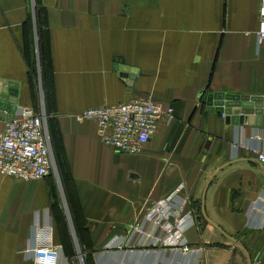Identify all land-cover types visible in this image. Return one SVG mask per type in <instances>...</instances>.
<instances>
[{
	"label": "crops",
	"instance_id": "1",
	"mask_svg": "<svg viewBox=\"0 0 264 264\" xmlns=\"http://www.w3.org/2000/svg\"><path fill=\"white\" fill-rule=\"evenodd\" d=\"M260 2L36 1L48 106L95 264H264V231L249 227L252 203L264 194V164L247 149L232 155L238 133L264 146V113L260 125H235L204 103L213 91L264 96ZM30 22V0H0V78L19 83L24 106L35 100ZM116 66L135 70L132 85ZM142 96L172 106L174 119L164 116L138 154L117 153L99 139L95 121L77 118ZM179 187L187 252L133 228L150 231L146 214ZM54 200L50 176L21 181L0 173V264H33L31 228L55 213ZM118 241L122 249L112 245ZM61 254L68 264L64 247Z\"/></svg>",
	"mask_w": 264,
	"mask_h": 264
},
{
	"label": "built area",
	"instance_id": "2",
	"mask_svg": "<svg viewBox=\"0 0 264 264\" xmlns=\"http://www.w3.org/2000/svg\"><path fill=\"white\" fill-rule=\"evenodd\" d=\"M257 40L259 44L264 42V0L260 2ZM164 116L168 122L174 119L172 106L165 107L151 96H142L119 104L87 108L77 118L95 121L99 139L117 153L138 154L156 134ZM0 123H3L0 126V173L21 181L50 176L55 169L56 158L45 113L34 106L18 105L12 121L0 119ZM260 138L259 135L254 136V139ZM242 148L252 152L264 164V146L250 142L243 133H238L232 141V155L238 156V150ZM179 191L180 187L151 207L145 217L150 231L143 230L142 226L132 227L135 232L156 233L161 243L166 242L187 252L190 248L181 231L179 218L187 200L179 195ZM260 218L261 222L257 221ZM249 227L264 231V194L252 203ZM31 229L27 254L33 264H60L63 247L55 242L52 215L44 212V219ZM112 245L123 248L121 241ZM85 252L83 249L81 260ZM76 258L67 256L65 261L68 264H85L77 262Z\"/></svg>",
	"mask_w": 264,
	"mask_h": 264
},
{
	"label": "rangeland",
	"instance_id": "3",
	"mask_svg": "<svg viewBox=\"0 0 264 264\" xmlns=\"http://www.w3.org/2000/svg\"><path fill=\"white\" fill-rule=\"evenodd\" d=\"M36 0H30V20H31V28L30 31L32 32L33 37V46H32V55L30 56V72L31 78L33 82V92H34V107L39 110V112L45 113L47 117V124L49 127V131L51 133L52 139V132L50 121L52 120V115L50 113L48 103V88H45L44 78L45 75L47 77V73L49 72L46 58L40 56V48H39V32L38 30H44L42 28V23L38 21L37 17V8H36ZM45 104V105H44ZM53 140V139H52ZM57 144L60 146V140L57 138ZM62 160L66 163V158L64 153L61 154ZM50 180L54 185V196L55 200L54 203L58 207L57 211V231L59 233L60 239L65 242L64 250L66 253H71L74 258H76L77 262H83L86 264V256L87 252H85V257L80 259V256L83 255L82 251L84 247H82L79 234L75 227L72 214L70 213V205L69 199L66 196L65 186L62 179V174L60 172L59 166L55 164V169L50 175ZM60 223V225H59ZM79 259V260H78Z\"/></svg>",
	"mask_w": 264,
	"mask_h": 264
},
{
	"label": "water",
	"instance_id": "4",
	"mask_svg": "<svg viewBox=\"0 0 264 264\" xmlns=\"http://www.w3.org/2000/svg\"><path fill=\"white\" fill-rule=\"evenodd\" d=\"M116 63H123V58L117 57ZM121 75L128 78L132 85L136 74L128 66H116ZM131 72V73H130ZM19 83L6 78H0V119L12 121L19 105ZM206 111L224 114L226 123L243 125L248 123L261 124L264 113V96L210 92L204 100ZM83 247V246H82ZM251 264V262H250Z\"/></svg>",
	"mask_w": 264,
	"mask_h": 264
},
{
	"label": "trees",
	"instance_id": "5",
	"mask_svg": "<svg viewBox=\"0 0 264 264\" xmlns=\"http://www.w3.org/2000/svg\"><path fill=\"white\" fill-rule=\"evenodd\" d=\"M36 1H38V0H36ZM36 8H37L36 11H37L38 21L41 22L38 6H36ZM38 32H39L40 56L43 58L44 57V49H43V45H42V32L43 31L39 29ZM30 34H32V32H30ZM44 84H45V88H48L46 75H45V78H44ZM48 100H49V97H48ZM47 106H48V103H47ZM50 126H51V132H52V139H53L52 142H53V147H54L55 158H56L57 164L59 166L60 172L62 174V179H63V183H64V186H65L66 194H67L68 199H69L70 209H71V212H72L74 224H75V227H76L77 232L79 234V238H80L81 244L84 246L85 244H84V240L83 239H84V235H85V230H84V227H83L82 218L79 215V207H78V204L76 202V195H75V189H74V185H73V178H72L71 173L69 171L67 160H66V163H64V160H62V158H61V154H62V152L64 153V151L62 149L61 139H60V136H59V134H58V132H57V130L55 128V124H54V120L53 119L50 121ZM57 138H59V140H60V146H58V144H57ZM57 211H58V207L55 204L54 205V212L55 213H53V215H52V217L54 219V225H55L54 238L56 237V234L57 235L59 234L58 231H57V225H58L57 217H56L57 216ZM59 225H60V223H59ZM55 242H56V239H55ZM60 243L64 247L65 242H63L62 239H60ZM84 247H85V250L87 252L86 264H95L94 261H93L92 255H91V251L92 250H88L87 246H84ZM68 256L69 257H73L70 252L68 253Z\"/></svg>",
	"mask_w": 264,
	"mask_h": 264
}]
</instances>
